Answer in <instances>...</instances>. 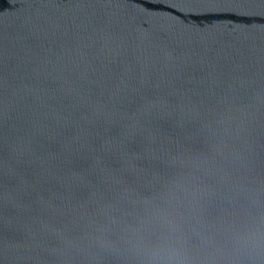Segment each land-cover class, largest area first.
<instances>
[{
    "label": "water",
    "instance_id": "water-1",
    "mask_svg": "<svg viewBox=\"0 0 264 264\" xmlns=\"http://www.w3.org/2000/svg\"><path fill=\"white\" fill-rule=\"evenodd\" d=\"M0 264H264V0H0Z\"/></svg>",
    "mask_w": 264,
    "mask_h": 264
}]
</instances>
